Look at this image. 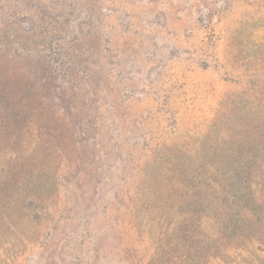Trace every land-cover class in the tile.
<instances>
[{"label": "rangeland", "instance_id": "rangeland-1", "mask_svg": "<svg viewBox=\"0 0 264 264\" xmlns=\"http://www.w3.org/2000/svg\"><path fill=\"white\" fill-rule=\"evenodd\" d=\"M196 1L0 0L19 18V51L0 61V264H151L155 224L130 229L141 221L121 202L129 153L188 139L210 156L226 141L264 167V0L212 29ZM69 79L77 110L58 98ZM234 178L188 201V264H264V169ZM199 223L214 240L197 244Z\"/></svg>", "mask_w": 264, "mask_h": 264}, {"label": "trees", "instance_id": "trees-1", "mask_svg": "<svg viewBox=\"0 0 264 264\" xmlns=\"http://www.w3.org/2000/svg\"><path fill=\"white\" fill-rule=\"evenodd\" d=\"M241 2L247 5L257 3L256 0H197L193 6L198 13L197 23L206 29H212L215 20L221 19L232 10L235 4ZM18 22L19 18L15 12L4 13L0 11V61L11 63L15 57L7 55L11 54L13 50H15L14 54L19 51V48L14 49L12 46L13 44L16 45L12 41L15 39L12 28L19 27ZM37 64L39 65V61ZM44 68H46L45 65ZM44 79L49 78L44 76ZM77 87L75 83L72 84L71 79L63 80L60 89L65 91L64 96L58 97L63 100L68 98L74 102L72 106L75 110H77L76 101L79 99V94L75 92ZM69 88L71 94L72 91L75 94L68 96L67 90ZM253 119L255 120V118ZM253 119L252 121H254ZM98 128L101 131L100 135L106 134V127L98 126ZM120 130L125 131L123 128ZM86 133L88 130L85 128L78 135L69 134V138L74 142L77 141L75 140L77 136ZM202 147H204L203 144L193 143L188 139H180L171 141L169 144H158L154 152L151 151L147 155H143L142 158H136L132 153L127 155L128 159L125 162L129 164L139 162V164L132 169L134 171L127 179L121 202L124 207H127L129 217L141 221L139 227L129 222L130 229L133 227L142 230L147 228L149 224H155L154 237L157 240L151 264L189 263L188 257L180 251L187 238L186 226L184 225L190 222V216L195 217L192 213L190 214V210L186 209L190 208L187 205L189 200L202 205L208 198L215 197L222 185L220 181L233 184L235 183V178L232 180L234 173L244 171L245 174V171L255 170L256 172V170L264 169L262 165L257 166L251 159L235 158L234 154L231 153L234 150L233 144L226 141L221 144L209 142L206 145L207 149L221 151L223 155L198 156L196 152ZM258 150L255 149V151ZM254 183L256 186L258 185V183ZM243 184L242 181L239 182L240 186ZM249 187L253 188V183ZM255 198L257 199V197ZM199 224L193 228V232H190V228L188 230L189 234L194 233L199 238L197 244L204 243V239L199 237L200 231L201 233L209 232L208 238L214 240L216 234L204 229L203 225ZM205 244L213 246V242L210 241ZM210 257L212 259L206 260V264H212L215 261V256L210 255ZM194 264H199L197 259Z\"/></svg>", "mask_w": 264, "mask_h": 264}]
</instances>
